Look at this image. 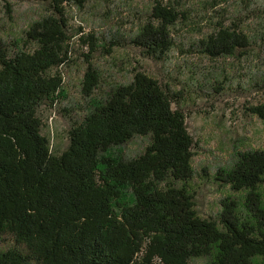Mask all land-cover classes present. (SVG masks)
<instances>
[{
    "label": "trees",
    "instance_id": "16d2710c",
    "mask_svg": "<svg viewBox=\"0 0 264 264\" xmlns=\"http://www.w3.org/2000/svg\"><path fill=\"white\" fill-rule=\"evenodd\" d=\"M27 2L43 8L21 16ZM73 9L91 31L73 28ZM0 12V264H264V145L225 139L196 161L187 124L200 102L264 91V0H0ZM54 106L62 151L40 117ZM246 111L264 123V98ZM203 181L219 190L206 214Z\"/></svg>",
    "mask_w": 264,
    "mask_h": 264
},
{
    "label": "rangeland",
    "instance_id": "374dc122",
    "mask_svg": "<svg viewBox=\"0 0 264 264\" xmlns=\"http://www.w3.org/2000/svg\"><path fill=\"white\" fill-rule=\"evenodd\" d=\"M30 8H43L41 4L36 2H27L25 8L20 10V15H29ZM72 26L75 30L82 27L83 32L92 30V23L87 18L85 12H78L73 9ZM1 15V12H0ZM78 37L82 34L77 32ZM75 51L72 54L74 60H81L80 54L86 52L81 47L77 39L74 38ZM123 60L132 61V65L136 66L137 61L142 68L153 76H161L163 65L161 63L152 62L143 59L138 51H123L116 55ZM132 67V66H129ZM82 65H73L72 70H68L64 77L66 87L74 90V84L77 82L78 73L82 71ZM79 71V72H77ZM264 91L253 92L245 96H225L215 97L213 99L200 102L190 112L187 119L188 130L198 142L200 150L197 152L196 161L209 162L215 157L214 151L219 150V145L225 139H242L247 138L256 148L264 145V123L257 118H250L247 115L246 108L249 103L256 105L257 101L263 100ZM43 121V133L50 136L51 148L53 150L62 151L68 144L67 130L68 123L58 112V106L53 108L45 107L40 112ZM219 194L216 184H208L204 181L198 186V195L196 203L201 214H206L212 208V200Z\"/></svg>",
    "mask_w": 264,
    "mask_h": 264
}]
</instances>
